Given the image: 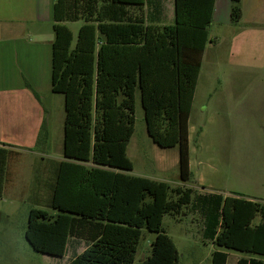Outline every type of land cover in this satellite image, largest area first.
Instances as JSON below:
<instances>
[{"label": "trees", "instance_id": "1", "mask_svg": "<svg viewBox=\"0 0 264 264\" xmlns=\"http://www.w3.org/2000/svg\"><path fill=\"white\" fill-rule=\"evenodd\" d=\"M214 1L175 0L173 24L162 25L143 9L146 0H55L52 90L65 98V159L47 209L29 211L25 238L34 251L63 258L77 241L85 249L68 264H180L163 218L191 205L204 217V239L219 248L212 264H227V250L244 255L237 264H264V202L129 174L139 91L149 136L163 149L179 147L180 179H192L189 121ZM231 1L237 25L242 0ZM80 21L75 40L65 23ZM47 141L44 121L35 149ZM21 155L0 147V199ZM143 229L157 235L136 263Z\"/></svg>", "mask_w": 264, "mask_h": 264}, {"label": "crops", "instance_id": "2", "mask_svg": "<svg viewBox=\"0 0 264 264\" xmlns=\"http://www.w3.org/2000/svg\"><path fill=\"white\" fill-rule=\"evenodd\" d=\"M169 2L146 0L143 9L154 12L156 23L173 24L175 0ZM54 5L55 0H0V147L8 144L21 153L23 148H29L32 154L44 155L46 161L41 164L46 168L39 180L41 188L29 196L31 208H41L40 192L47 193L49 199V187L57 164L65 159L64 155L47 157L53 154L54 140L60 143L62 140L64 146L65 130V98L52 90ZM171 5L173 22L166 23V12ZM231 7V0L214 1L209 28L215 27L216 31L213 35L209 32L190 114V121L195 115L210 124L221 125L220 132L215 135L221 136L224 154H237L248 148L264 149V0H242V19L237 25L231 22ZM28 93L33 98H29ZM44 121L48 141L43 149L36 150ZM191 129L190 125L189 137ZM206 133V127L200 125L195 149L189 139L191 181L186 185L181 181L172 188L187 186L206 192L214 190L212 182L201 170L200 157L208 149L213 152L212 147L219 149L220 141L205 144ZM134 170L129 174L133 175ZM168 171L167 163L159 161L150 179L171 185ZM17 181L15 170L4 195L11 186H17ZM245 195L250 200L264 202V197L257 199L249 193ZM81 245L77 241L70 244L72 256L81 253L77 252ZM238 256L236 264L244 257L241 253Z\"/></svg>", "mask_w": 264, "mask_h": 264}, {"label": "rangeland", "instance_id": "3", "mask_svg": "<svg viewBox=\"0 0 264 264\" xmlns=\"http://www.w3.org/2000/svg\"><path fill=\"white\" fill-rule=\"evenodd\" d=\"M169 3H172V0ZM166 14L165 22L172 23V5ZM82 24V21L67 24L73 31L75 40ZM215 31V27L209 28L211 35ZM28 94L29 98H33L30 93ZM190 125L192 129L189 139L192 149L197 146L200 125L206 127L205 144L211 145L214 141H220L219 149L212 147L213 152L208 149L200 157L201 170L214 187V190H209L210 193L242 196L249 193L257 199L264 197V149L248 148L241 153L224 154L221 150V136L215 135L221 130L220 124H210L206 119L194 115L189 121V127ZM23 149L21 161L20 156L18 160L20 162L13 166V170H17L18 173L17 186H11L4 197L0 199V264H68L74 257L70 247L63 258H56L34 251L25 238L29 211L33 207L29 196H33L35 189L41 188L39 180L46 169L42 168L41 164L46 161L43 159L44 155L39 157V155L30 153L31 149ZM128 150L135 167L133 175L153 178L158 162L162 161L167 163L169 170L167 177H169L171 186L175 187L177 183H181L179 147L163 149L154 143L147 131L139 91L136 93L135 133ZM59 155L63 156V143L62 140L61 143L54 140L53 154L47 157L57 158ZM13 188L14 191L11 192ZM194 190L195 194L206 192L200 188ZM38 198L40 200L39 207L47 209V193L40 192ZM260 221L261 217L258 215L254 223L257 224ZM163 228L178 249L180 264H212V254L219 248L211 241L204 239V217L198 209H194L190 205L184 207L179 214H166L163 218ZM156 235L147 229L142 230L136 263L143 262L151 254V246ZM84 247L81 245L77 252H82ZM227 252L229 254L228 264H236L239 253L232 250H227Z\"/></svg>", "mask_w": 264, "mask_h": 264}]
</instances>
